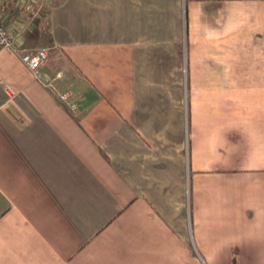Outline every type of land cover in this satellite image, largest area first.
Instances as JSON below:
<instances>
[{
  "label": "crops",
  "instance_id": "crops-1",
  "mask_svg": "<svg viewBox=\"0 0 264 264\" xmlns=\"http://www.w3.org/2000/svg\"><path fill=\"white\" fill-rule=\"evenodd\" d=\"M24 3L54 54L0 49V264H264V0Z\"/></svg>",
  "mask_w": 264,
  "mask_h": 264
},
{
  "label": "built area",
  "instance_id": "built-area-1",
  "mask_svg": "<svg viewBox=\"0 0 264 264\" xmlns=\"http://www.w3.org/2000/svg\"><path fill=\"white\" fill-rule=\"evenodd\" d=\"M24 2L25 0H20V3L25 4ZM7 16L9 17V21L13 19L12 21L15 26H9V24L6 23L0 15V49H7L21 53L20 60L32 73V77L43 82L44 80L39 73V69L47 61L48 52L45 49L40 48L34 50H27L23 47L20 48L19 44L24 41V23L22 21H18V18L13 15ZM7 95L11 97L14 93L13 91H8ZM61 97L64 99L66 98V95L63 94Z\"/></svg>",
  "mask_w": 264,
  "mask_h": 264
},
{
  "label": "rangeland",
  "instance_id": "rangeland-1",
  "mask_svg": "<svg viewBox=\"0 0 264 264\" xmlns=\"http://www.w3.org/2000/svg\"><path fill=\"white\" fill-rule=\"evenodd\" d=\"M57 3V2H56ZM26 13V12H25ZM27 15H31L32 14V11H31V9L26 13ZM42 14V13H41ZM44 18H45V15H44ZM184 41H185V47H187V45H186V43H187V39H186V34H185V38H184ZM187 51V50H186ZM48 52H50L52 55L54 54L53 52L54 51H48ZM247 61V60H246ZM69 111V110H68Z\"/></svg>",
  "mask_w": 264,
  "mask_h": 264
}]
</instances>
